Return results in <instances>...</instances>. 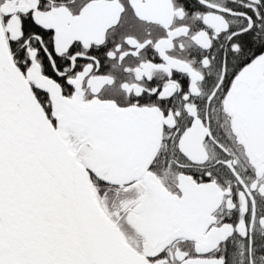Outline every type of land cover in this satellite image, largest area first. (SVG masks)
Wrapping results in <instances>:
<instances>
[{
  "label": "snow or ice",
  "instance_id": "1",
  "mask_svg": "<svg viewBox=\"0 0 264 264\" xmlns=\"http://www.w3.org/2000/svg\"><path fill=\"white\" fill-rule=\"evenodd\" d=\"M0 264H264V0H0Z\"/></svg>",
  "mask_w": 264,
  "mask_h": 264
}]
</instances>
